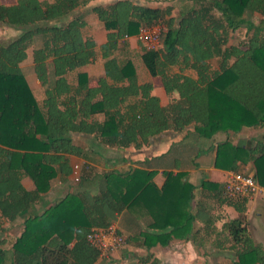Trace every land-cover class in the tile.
<instances>
[{
  "label": "trees",
  "instance_id": "1",
  "mask_svg": "<svg viewBox=\"0 0 264 264\" xmlns=\"http://www.w3.org/2000/svg\"><path fill=\"white\" fill-rule=\"evenodd\" d=\"M186 1L177 14L173 5L134 0L93 6L106 29V41L100 45L105 72L98 85L83 69L97 56L96 40L84 34L86 22L76 16L50 24L93 0L0 2V23L23 29L0 43V229L1 219L25 216L59 174H72L68 155L85 156L74 142L76 133L122 150L148 145L153 136L169 129L182 132L193 126L199 137L211 138L221 130L237 132L264 124V25L253 20L256 11L264 10V0ZM154 23L164 27L162 43L156 50L144 48L142 60L152 77H161L166 90L178 92L179 99L168 106L152 93L153 82H140L134 61L123 52L131 49V38L143 26ZM244 29L246 39H239L237 31ZM30 48L45 87L42 102L21 66ZM212 60H217L216 68ZM188 70H195L196 77ZM141 163L102 173L96 193L69 192L25 218L10 252L12 264H95L99 251L87 234L94 227L110 226L123 211L135 219H151L140 233L148 250L189 238L199 216L193 211L195 186L189 173L169 171L159 186L154 180L157 170ZM248 163L264 185V144L258 153L229 140L217 145L218 169L237 171ZM26 177L34 181L31 190L23 185ZM202 186L239 211L238 218L223 226L230 245L221 244L233 250L227 264H264V247L246 220L248 198H228L225 183L203 181ZM205 222L208 227L214 223L211 218ZM7 255L0 245V264H6ZM144 264L160 261L153 256Z\"/></svg>",
  "mask_w": 264,
  "mask_h": 264
},
{
  "label": "crops",
  "instance_id": "2",
  "mask_svg": "<svg viewBox=\"0 0 264 264\" xmlns=\"http://www.w3.org/2000/svg\"><path fill=\"white\" fill-rule=\"evenodd\" d=\"M81 20L83 19L81 18ZM83 21L86 22L85 20ZM135 40L137 39L135 38ZM29 56L30 54L27 59H29ZM21 66L23 69V63ZM193 76L196 77L195 74ZM27 80L37 97L35 92L45 87L38 77L33 82H30L29 78ZM147 81L153 82L154 88L152 93L159 97L162 106H168L179 99L177 91L166 90L161 77L151 76L149 80L140 82L144 83ZM44 97L42 99L37 97V99L39 102H42ZM73 139L76 144L83 148V155H85H68L72 167L74 164H80L83 167V180L81 184L77 186L73 184L75 182H73L72 174L68 177L59 174L53 180L52 189L42 194L40 199L30 207L25 216H19L14 221L1 219L0 245L8 254L6 262L10 260V264H12L10 253L12 246L21 235L25 218L29 215L43 212L45 209L55 205L69 192L92 191L96 193L98 192L97 178L102 173L112 169L125 171L132 166H141V162L144 161L147 169L157 170L154 180L159 186L164 184L166 174L169 171H174L175 173L187 171L190 181L195 186L193 211L199 213V216L195 223L194 233L189 238L173 239L166 246L157 245L148 250L142 244L140 233L146 229L151 219L148 217L135 219L127 211L120 213L114 224L122 232L137 237L135 240L138 239V248L142 252L141 255H137L140 259V264H144L147 259L153 256L159 258L160 264H183L182 262L192 264L196 258L200 261L199 258L206 255L204 249L208 242L216 243L215 247H213L214 249L227 251L229 248H224L225 245L221 243L228 242L230 236L223 230V226L229 220L238 218L239 211L234 205L222 201L223 196L203 187L202 183L203 181H216L220 183H225L226 181L228 170L218 169L215 166L217 145L219 143L229 140L234 145H243L250 148L252 152L258 153L262 144H264V124L259 126H244L237 132L221 130L211 138L199 137L193 126H189L182 132L169 129L153 136L148 145L141 148L131 146L122 150L101 145L93 135L76 133L73 135ZM240 170L253 175L256 172L255 166L252 163L242 165ZM23 185L26 189L31 190L34 188V181L31 177H26L23 179ZM239 205L244 207L243 204ZM245 207L246 220L251 233L256 242L264 247V196L248 198ZM208 218L214 221L213 225H209V227L207 222H205V219ZM227 245H230L229 242ZM123 248L131 250V245L127 242ZM122 249L112 253V256L115 254L118 257ZM114 260L116 261V259L109 258L106 260V264H118V262L113 263ZM102 262L103 260L100 257L96 264H102Z\"/></svg>",
  "mask_w": 264,
  "mask_h": 264
},
{
  "label": "rangeland",
  "instance_id": "3",
  "mask_svg": "<svg viewBox=\"0 0 264 264\" xmlns=\"http://www.w3.org/2000/svg\"><path fill=\"white\" fill-rule=\"evenodd\" d=\"M16 1L17 0H0L1 3H4L6 5H12ZM111 1L113 0H93V2L90 5L79 7L67 18H63L61 20H54L50 22V24H60L76 16L86 21L84 34L88 37L94 38L97 42V48H96L97 56L95 62L85 67V70L87 71L89 76L94 78L93 82L95 85L99 84L98 80L104 75L103 72L105 71L104 60L100 54V45L103 44L104 40H106L105 38L106 29L100 23L98 16L92 10V7L101 2H111ZM134 1L140 4L150 5V6L166 7L167 5H173V14H177L183 7L187 6L188 4L186 0H134ZM253 20L257 24L264 25V10L260 9L256 11L253 14ZM22 32L23 29L10 27L8 25L0 23V43L6 44L7 42L11 41L13 38L17 37ZM237 33H238L237 36L239 35V39L241 38L243 40L246 39L245 29L242 31H237ZM123 52L126 53L134 61L139 75V80L140 81L149 80L151 78V75L142 60V53L144 52V48L142 47L141 43L135 40L134 38L131 40V49L127 51L124 50ZM29 54H30L29 59L23 62V67H24L23 69L27 78H29L30 82H33L34 79L37 80L38 76L36 75V71H35V66H34L35 62L33 61V57H32L33 55L32 48L29 49ZM211 66L216 68L217 60H212ZM188 73L195 74L196 72L195 70H188ZM44 89L45 88H41L39 90L37 89L38 91H36L35 93L37 94L38 98L42 99L45 96ZM82 180L83 179L81 178L80 181L78 182L73 181L75 182L73 184L76 186L80 185ZM125 234L127 236V242H129V244L131 245V250L127 248L126 249L123 248L122 251L119 252L118 257H116L114 254V256L111 255L110 258L116 259V261L114 260L113 263L118 262V264H140L139 261L140 259L138 258L137 255H141L142 252L140 248H138V239L129 240L128 237L130 235L128 233ZM215 244L216 243H210V242L206 243V247L204 249L206 255L200 257L199 258L200 261H198V258H196V260L192 264H227L228 262H230V255L233 253V250L227 249V251H219L213 248L215 247ZM102 260H103L102 264H106L107 259L102 258ZM182 263L185 264V262ZM6 264H10V260H8Z\"/></svg>",
  "mask_w": 264,
  "mask_h": 264
},
{
  "label": "built area",
  "instance_id": "4",
  "mask_svg": "<svg viewBox=\"0 0 264 264\" xmlns=\"http://www.w3.org/2000/svg\"><path fill=\"white\" fill-rule=\"evenodd\" d=\"M163 25L154 23L143 26L135 36L143 48L156 50L161 46V36ZM126 38H130L127 36ZM83 167L80 164H74L72 167V179L75 182L82 178ZM225 194L230 199L253 198L264 196V186L251 173L241 170H228L225 181ZM87 240L98 251L103 259H109L115 251L122 249L127 243V236L116 224L108 227H94L87 234Z\"/></svg>",
  "mask_w": 264,
  "mask_h": 264
}]
</instances>
